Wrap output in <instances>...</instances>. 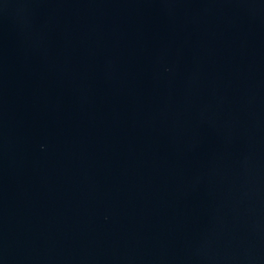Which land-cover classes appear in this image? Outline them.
<instances>
[{
	"label": "water",
	"instance_id": "1",
	"mask_svg": "<svg viewBox=\"0 0 264 264\" xmlns=\"http://www.w3.org/2000/svg\"><path fill=\"white\" fill-rule=\"evenodd\" d=\"M0 264H264V0H0Z\"/></svg>",
	"mask_w": 264,
	"mask_h": 264
}]
</instances>
